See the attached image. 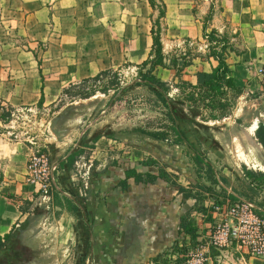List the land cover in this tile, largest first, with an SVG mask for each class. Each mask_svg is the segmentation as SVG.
Segmentation results:
<instances>
[{
	"label": "crops",
	"instance_id": "obj_1",
	"mask_svg": "<svg viewBox=\"0 0 264 264\" xmlns=\"http://www.w3.org/2000/svg\"><path fill=\"white\" fill-rule=\"evenodd\" d=\"M163 1L165 22L170 13L176 15L178 8L194 9L192 0ZM219 2L234 28L250 19L264 23V0ZM208 9L207 6L204 12ZM204 12L202 9V15ZM151 13L146 0H0V111L55 107L65 87L118 68L120 65L113 60L119 57L106 51L107 40L98 41L97 30L115 32L120 42L129 38L140 40L146 21L150 24ZM198 18L185 23V38L196 39L202 33L203 23ZM225 27L222 25L218 32L225 33ZM252 33L254 38L249 40L253 49L254 40L262 37ZM98 44H105L104 49L98 48ZM260 56L263 53L249 49L241 56L235 55L236 60L228 57L234 81L241 88L250 91L255 85L257 77L251 66ZM209 60L212 64L206 72L215 66ZM190 82L195 84L193 79ZM41 90L44 100L38 106ZM59 115L52 120V129L58 125L54 121ZM257 123L255 118L245 128L250 140L257 141ZM8 128L0 121V239L3 242L6 235H11L10 240L19 242L25 254L21 258L10 256L8 249L0 247V264H151V259L177 239L179 218L192 209L193 200L181 204L176 188L163 181L144 185L131 179L126 190L119 186L129 168L141 173L156 171L154 167L141 166L140 161L149 158L159 165L165 163L151 155L134 165L123 152L115 157L117 162L96 167L90 164L84 174L88 176L80 177L77 183L74 173L64 166L60 173L56 170L53 189L49 198L44 199L28 181L32 143L12 135ZM70 129L66 123L64 129L54 130L56 141H48L50 149L58 154L69 151L68 156L80 141V135L74 137V130ZM112 144H116V139L100 138L94 143L106 147ZM247 152L252 157L250 150ZM107 154L112 156L110 151H104L101 157ZM239 156L244 164L253 163L245 154ZM145 187L156 191L146 196ZM224 188L227 194L232 193ZM76 205V211L69 210ZM34 209L43 213L35 216ZM22 225L19 234L13 235ZM242 259L245 264H264V259Z\"/></svg>",
	"mask_w": 264,
	"mask_h": 264
},
{
	"label": "rangeland",
	"instance_id": "obj_2",
	"mask_svg": "<svg viewBox=\"0 0 264 264\" xmlns=\"http://www.w3.org/2000/svg\"><path fill=\"white\" fill-rule=\"evenodd\" d=\"M192 1V5H194L192 11L189 7L178 8L176 15L175 12L170 13L166 22L164 20L162 25L161 44L166 68L159 67L155 69L154 75L158 80L169 86V97L173 99L180 96V91L177 89L180 85L179 79L189 83H191L190 79H193L196 84L195 75L197 72H211L205 70L209 69V63L212 64L209 60L212 58H209L208 54L211 48L215 47V44H209L203 32L196 39L185 38L186 32L184 29L187 25L185 23L194 22L198 17L200 22L206 25V34L214 30L217 33V35H213L214 39H218V37L226 39L228 50L224 58L232 71V77L234 71L227 62L228 57L236 60L235 55L241 56L249 49L263 53V56L255 59L254 66H251L253 71L256 73L261 66H264V50H261L264 49V23L250 19L246 23L235 24L236 31L234 30L236 28L233 27L234 24L227 20L228 17L225 16L224 10L219 7V0ZM210 2L213 3V16L210 20H205L208 12H204V9L207 6L210 7ZM157 16L158 11H152L149 20L151 17L152 21L155 22ZM152 21L150 20V24L146 21V27L144 32L141 33L142 38L140 40L129 38L120 42L115 32L98 29L96 32L98 41L106 38L107 43L104 44L106 51L111 53L114 58L119 57L117 60H113V63L120 65L118 68L112 69L114 73L107 75L100 82L89 85L92 95L86 99L61 93L60 101L56 103L55 107H30L27 109L29 111L18 116V118H13V121H11L12 117L10 116L11 122L7 123L9 125L8 129L14 133L12 135L16 134L17 138L26 139L32 143L33 151L31 155L43 154L49 165H57L59 173L64 169V166L70 173L73 172L76 176V183L81 181L80 177L88 176V174H84H86V169L90 164L96 167L109 161L117 162L118 159H115V157L125 152L128 162L135 165L138 160L140 161L152 155L165 163L164 166L172 173L173 180L178 185L186 187L199 185L204 189H208L211 194L209 196L204 194L207 198L206 205L212 202L220 204L226 200L230 201L229 194L223 195L214 181L222 184V181L226 180L227 184L224 187H228V192L242 191V183H248V180L244 177L245 170L264 174V151L254 138L252 140L247 138L248 134L245 130V128L251 126L252 120L255 118L260 120L263 117L264 87L257 79L255 85L249 91L241 88L237 85L239 82L234 81L236 86L241 89V93L228 90L226 95L216 96L214 98L215 108L213 109L202 108V104L198 102L195 104L194 102H187L186 105H197L201 111L200 116L195 119V123L201 126L194 123L180 124V128L184 130L189 144L172 145L169 142H158L156 144L150 142L147 137L141 135L138 131L160 130L170 124L165 117L163 106L149 90L143 87L131 88L130 86L139 77L140 69L138 66L149 59L152 42L150 40ZM222 25H226L223 34L218 32V28H221ZM252 32H257L256 35L262 37L261 40H254L253 49L250 48V44L253 42L249 40V38H254ZM104 45L98 44V48L103 47L104 49ZM253 58H256V55ZM213 61L215 62L214 67H216L217 62ZM184 63L189 65L183 68ZM176 68L183 69L179 79L176 77ZM116 79L118 83L116 88L101 89L104 84ZM236 80L239 81V77H236ZM127 86L128 88L121 90L122 87ZM188 91V89H185V92ZM94 96L97 98H92ZM112 97L113 99H111ZM207 103L208 100H205V104ZM224 103H226L224 107L218 106ZM65 110H68L65 114V121L52 129L51 123L56 114ZM259 114L261 115L259 116ZM237 119H240V121H237ZM66 123H69L72 127L70 130H74V137L80 135V141L68 156L69 151L58 154V152L56 153V151L50 149V144H47L48 141L49 143L56 141L54 130L64 129ZM98 131H101L100 133L103 135H111V138L116 139V144H112L110 147L95 146L91 140L92 135ZM170 135L169 139L172 142L176 138L172 132H170ZM100 148H103V150H100ZM247 150H250L252 157L247 155ZM104 151H110L112 156L107 154V156L101 157V152ZM94 152L100 153L95 155ZM241 153L245 154L246 158L254 164H244L239 156ZM195 156L204 161L200 166L195 164ZM108 157L112 160H107ZM255 188L257 190L254 191V195L249 192L248 194L259 202L263 201L264 184L259 187L255 186ZM52 189L53 186L51 191ZM144 189H146V196H148V193L156 191V188L145 187ZM168 189L172 188L169 187ZM198 193L201 194L202 192ZM215 198L216 200H214ZM209 211L210 208H206L205 213H202L207 216L203 218L200 230L203 236L207 235L213 222ZM187 245L189 247L187 251L194 247L189 243ZM246 256L242 247H236L234 244L229 248L218 250L210 248L207 255V264H245L242 258Z\"/></svg>",
	"mask_w": 264,
	"mask_h": 264
},
{
	"label": "trees",
	"instance_id": "obj_3",
	"mask_svg": "<svg viewBox=\"0 0 264 264\" xmlns=\"http://www.w3.org/2000/svg\"><path fill=\"white\" fill-rule=\"evenodd\" d=\"M149 8L152 11L157 10L158 16L157 20L152 21V25L150 28V36H151V49L149 54V59L143 61L138 67L140 69L138 73V79L131 84V88L133 87H143L149 90L157 99V101L163 106L165 110V117L169 122V126L164 129H158L153 131H138L141 135L155 140L159 142H169L172 145H182L189 144L186 139V135L184 130L180 128V124H192L194 123L197 126H201L198 123H195V119L200 116V107L197 105H186L187 102H194L202 104V108H215V97L226 95V92L235 91L237 93H241V89L238 88L234 82L232 77V71L228 67L225 62V53L228 50V43L226 39L222 37H218V39H214L213 35H217L216 31L212 30L209 34H206V25L204 24L202 27V32L204 37L207 39L209 44H215L213 48H211L210 53L208 54L209 58H212L217 62V66L212 68L210 73L205 72H197L196 73V84L193 85L189 82L183 81L181 78V73L183 69L176 68V77L180 80V85L177 88L180 91V96L174 98L169 97V86L158 80L154 71L157 68H166L165 58L163 54V48L161 44V33H162V25L164 24L165 16H166V4L163 0H146ZM214 8L213 3H210V7L208 9L207 16L205 20H210L213 16ZM189 64L184 63L183 68L187 67ZM175 67V65H173ZM114 73L112 69L104 70L99 72L96 76L88 79H84L77 84H71L69 87L64 88L62 91L63 95H69L76 98L86 99L90 97L91 90L89 85L100 82L103 78H106L107 75ZM117 79L115 81H110L107 84H104L101 89L106 90L111 87H117ZM110 87V88H109ZM127 87H122L121 90H125ZM185 89H188V92H185ZM79 90V91H75ZM114 97V96H113ZM113 97L111 99H113ZM198 97V98H196ZM44 100L43 91L41 90V96L38 101V106H41ZM205 100H208V103L205 104ZM210 100V101H209ZM226 103L218 105L224 107ZM69 110V109H68ZM68 110H65L61 115H59L54 124H59L63 122L65 118V114ZM14 111V109L9 108L7 111L4 109L0 111V121L4 124H7L10 121V115ZM262 119L258 120L257 128L255 130V138L257 143L262 147L264 151V107L262 112ZM101 131L96 132L92 135V143H96L100 138L113 139L111 135H103L100 133ZM170 132L175 136V140L170 141ZM204 161L200 159L198 156H195V164L201 165ZM143 167H154L156 168L155 172H137L134 168H129L125 171L124 179L119 182V186L122 190H126L128 187L129 180H133L136 184H151L155 181H163L171 186L175 187L177 190V194L181 196V204H184L188 200H193L194 205L193 208L186 213H184L179 218L178 223V237L173 242L171 247L162 253L158 254L156 257L151 259V264H183L185 260V255L187 253V249L189 248L187 243L193 245L194 247L197 245V240L199 238L198 227L196 222L191 217L192 212L197 213H205L206 207L205 202L207 201L206 196H209L211 192L208 189H204L199 185H190V186H182L178 185L173 180V175L170 172H167L166 167L164 165H159L155 160L146 159L144 161H140L139 163ZM209 167V166H208ZM244 177L248 180V183H242V191H232L230 193L229 199L230 202H239L240 200L248 201L256 207L255 213L259 216L264 217V200L257 201L253 198L249 193H253L257 189L255 186L259 187L264 184V174L259 172L255 173L253 171H244ZM250 180V182H249ZM217 187L220 188L221 192L227 194L224 185L227 184L226 180L222 181V184H219L218 181H214ZM206 190V191H205ZM202 192L199 194L198 192ZM216 200V198L214 199ZM216 202V201H215ZM28 205L29 203H25ZM78 206L71 207L69 210L76 211ZM23 210V209H21ZM23 212V211H22ZM34 215H40L43 213V210L34 209ZM24 225L20 226L15 230L14 234L17 236L21 231ZM11 235H6L3 238V242L0 239V247H5L8 249L10 256H17L18 258L23 257L25 254V249H20V244H15L14 241L10 240ZM21 254V255H20ZM20 257V258H21Z\"/></svg>",
	"mask_w": 264,
	"mask_h": 264
},
{
	"label": "built area",
	"instance_id": "obj_4",
	"mask_svg": "<svg viewBox=\"0 0 264 264\" xmlns=\"http://www.w3.org/2000/svg\"><path fill=\"white\" fill-rule=\"evenodd\" d=\"M256 77L264 87V66H261ZM27 109H20L11 113L12 118H18ZM28 181L38 188V194L48 199L52 187L57 165H49L43 154L30 155L27 162ZM210 208L209 215L213 220L206 236L200 232L204 216L193 213L191 217L198 227L199 238L197 245L189 249L183 264H207L210 248L214 250L229 248L231 245L242 247L248 257L264 259V217L255 213L254 204L240 200L239 202L223 201L220 204H205Z\"/></svg>",
	"mask_w": 264,
	"mask_h": 264
}]
</instances>
